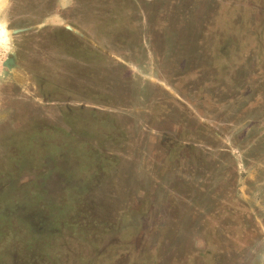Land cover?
Segmentation results:
<instances>
[{
  "label": "rangeland",
  "instance_id": "obj_1",
  "mask_svg": "<svg viewBox=\"0 0 264 264\" xmlns=\"http://www.w3.org/2000/svg\"><path fill=\"white\" fill-rule=\"evenodd\" d=\"M15 1L0 264H264V0Z\"/></svg>",
  "mask_w": 264,
  "mask_h": 264
},
{
  "label": "flooded vegetation",
  "instance_id": "obj_2",
  "mask_svg": "<svg viewBox=\"0 0 264 264\" xmlns=\"http://www.w3.org/2000/svg\"><path fill=\"white\" fill-rule=\"evenodd\" d=\"M15 1V0H14ZM19 1H21V0H19ZM15 2H17L18 3V1L16 0ZM21 2H19V4H20ZM12 61H13V59H12ZM11 60H9V62H8V65H10L11 66V62H12ZM15 67V64H14V66H13V68Z\"/></svg>",
  "mask_w": 264,
  "mask_h": 264
}]
</instances>
